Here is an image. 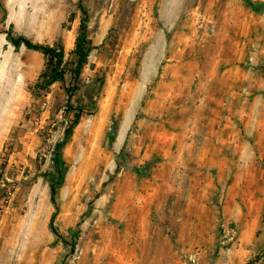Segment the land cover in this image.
<instances>
[{"label": "rangeland", "instance_id": "374dc122", "mask_svg": "<svg viewBox=\"0 0 264 264\" xmlns=\"http://www.w3.org/2000/svg\"><path fill=\"white\" fill-rule=\"evenodd\" d=\"M0 0V264H264V0ZM83 3L96 49L72 125L42 53L68 55ZM105 85L101 95V80ZM92 85V86H91ZM76 248L70 246L74 237Z\"/></svg>", "mask_w": 264, "mask_h": 264}, {"label": "trees", "instance_id": "16d2710c", "mask_svg": "<svg viewBox=\"0 0 264 264\" xmlns=\"http://www.w3.org/2000/svg\"><path fill=\"white\" fill-rule=\"evenodd\" d=\"M252 8L260 10L262 5H257L252 0H245ZM81 25L80 32L76 41L74 50L68 55L66 46L62 37H60L54 44H41L34 42L30 38L23 35H15L12 30L7 32L8 40L16 47H26L29 50L40 52L45 57V68L41 73L39 79L33 87V96L35 99H41L53 90V87L60 84L64 87L67 94V104L65 106V115H74L72 125L67 127L64 137L59 141L54 150L53 161L55 164V173L47 172L44 174L45 178L51 184V202L55 207V213L52 216L50 223L51 232L59 239L67 240L66 237L59 231L56 226V218L60 213V205L58 203V190L65 182L64 167L62 164L63 150L68 145L70 139L74 134V129L79 125L84 116L93 115L96 112V105L84 103L78 94L86 86L84 83V69L90 61V57L96 47L92 39L89 37V23L90 11L81 3ZM105 85L102 79L99 89L96 91L97 84L93 83V90L97 96L101 95V89ZM92 86V85H91ZM74 237L71 241L72 251L76 248V239Z\"/></svg>", "mask_w": 264, "mask_h": 264}]
</instances>
